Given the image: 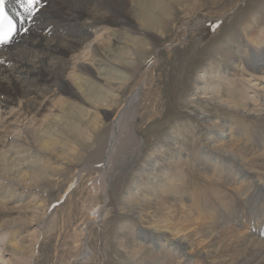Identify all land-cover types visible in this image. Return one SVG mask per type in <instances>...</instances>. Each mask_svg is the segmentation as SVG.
I'll list each match as a JSON object with an SVG mask.
<instances>
[{
  "label": "bare ground",
  "instance_id": "obj_1",
  "mask_svg": "<svg viewBox=\"0 0 264 264\" xmlns=\"http://www.w3.org/2000/svg\"><path fill=\"white\" fill-rule=\"evenodd\" d=\"M13 6V0H9L8 7ZM37 7L39 12L23 24L29 31L18 32L9 45L0 47V109H7L21 98L23 106L16 110V113L12 111V117L15 121H20L21 118V121L26 120L33 124V142L39 153L31 158L27 152L24 153L27 150L20 149L19 146L7 147L5 140L0 142V146H5L0 151V176H3V179H0V216L8 217V220L0 224V230H11L6 247L0 246V263L31 262L34 246L38 242L36 232L33 230L29 238L20 235L17 239L15 236L16 233L20 234L24 226H34L37 219L43 218L40 215L44 206L43 199L40 198V203L36 204L38 201L30 199L29 192L33 186L42 187L45 182L48 183L55 177L56 174L48 170L53 168V155L58 158L62 156L67 163L75 159L71 153L81 148L78 145L85 137L82 134L83 127L98 130L110 116L113 106L119 105L120 95L116 96L113 92L117 84L113 80L124 79L116 88L117 92L131 82L132 76L140 70V63L130 58L128 47H138L142 61L150 52V45L159 40L152 32L160 31L164 34L169 25L168 20L161 18L159 14L167 15L163 8H170L169 3L164 0H40ZM101 26L105 27L104 31L100 35H94V29ZM247 40L248 44L254 45L257 55L264 53V27L251 34ZM113 42L118 44L113 45ZM84 44L86 46L82 50ZM240 49L241 46H238V50ZM87 54L90 62H86ZM255 55L252 54L249 58L247 53L241 56V59L244 62L247 58L252 61ZM235 57L232 58L233 63H228L223 70L224 75H219L222 77H219L220 81L233 80L234 75L230 73L233 68L238 64L243 67V61L237 63ZM261 57L252 61V68L255 69L248 75H255L262 81L264 56ZM207 73L208 71L205 72ZM205 74L203 80L199 81L200 88L213 86L212 89L216 93L209 96L208 93L201 92L200 98L208 97L216 104V108H228L243 118L247 117V120L256 117L264 121V107H261V101L257 103L259 100L255 102L254 99H246L242 94L240 97L235 92L224 95L221 84L210 85L207 83L208 75ZM253 85H259L260 90L264 89V84L254 82ZM136 91L133 89V95L127 98L125 104L123 103L125 106L123 105L111 120L112 131L107 139L106 152L103 154L101 150V146L105 144L103 141L100 146L97 145L95 151L91 149L96 157L113 159L116 147L120 145L118 149H121L135 141L136 135L130 121L133 107H129L138 93ZM109 97V101H112L110 105L107 103ZM208 121L210 122L205 119L199 122L195 138L192 142H187L184 145L186 147L175 144L177 151H173L171 162L183 170L188 163L195 162L193 157H198V160L202 158L201 161L204 157L202 164L206 166L211 159L217 169L211 168V171L206 172V168L198 167V164L193 162V170L200 169L199 175L204 176L208 182L217 184V203L212 204L211 211L208 212L201 211L199 207L195 210L182 200L178 205L173 201L163 205L167 206L165 220L168 223L165 226L161 225L162 223L160 226H153L155 231L165 234L158 235L156 241L162 246L168 244L173 250H179V264H253L258 257L260 259L256 260V264H264V152H249L248 147L241 143V140L238 141L239 139L232 138L234 142H224L223 137L232 133L233 126L221 123L218 119ZM222 125L226 129L220 131ZM252 140L253 144L256 142L264 145L262 139L258 142ZM207 145L211 150H215L212 158L207 154V150L203 152V147L205 149ZM29 148L30 146L27 149ZM68 148L71 153L64 151ZM200 153L202 156H199ZM250 154L252 158H249ZM37 157L46 160L39 164L40 161L35 159ZM235 160L247 163V171L238 170ZM159 176L161 178L153 176L157 178L154 183L160 180L162 185L164 180L170 179L168 169L163 170ZM110 177L112 179L113 176ZM27 180H32L33 183L28 185ZM112 182L115 185L117 181L114 179ZM258 194H263V197L258 198ZM214 197L215 194L210 196L209 200ZM102 211L101 206H98L96 212ZM11 212H18L19 215L10 218ZM135 226V223L131 225L133 232ZM210 242L216 243L217 246L210 248ZM184 248L194 253L193 255L196 254L198 258H186ZM6 252L13 255V258L7 259L3 255ZM81 255V258L85 257L83 252Z\"/></svg>",
  "mask_w": 264,
  "mask_h": 264
},
{
  "label": "rangeland",
  "instance_id": "obj_2",
  "mask_svg": "<svg viewBox=\"0 0 264 264\" xmlns=\"http://www.w3.org/2000/svg\"><path fill=\"white\" fill-rule=\"evenodd\" d=\"M164 1L170 6L163 8L167 15L155 11L161 18L168 20V29L164 34L160 31L152 32L159 40L150 45L152 48L142 61L139 58V48L130 45L129 56L140 63V70L132 76L131 82L117 92L116 88L124 79L113 80L117 83L113 92L116 96L120 95L119 105L113 106L110 116L98 130L83 127L82 134L85 137L78 142V147L81 148L72 153L69 148L64 149L75 159L67 163L62 156L58 158L53 155V168L48 169L56 174L52 181L48 179L49 182H45L42 187L32 185L30 199L34 198L36 202L40 198L43 199L44 206L40 210L43 218L37 219L34 226H24L20 234H15L19 239L20 235L29 238L32 232H36L38 242L34 246V255L29 264H179V250H173L168 244L160 245V242L156 241L157 237L165 234L158 233L153 226H160L161 223L165 226L168 223L165 220L167 206H164L171 201L178 205L182 200L195 210L199 207L201 211L208 212L212 204L217 203L218 190L215 182H208L204 176L199 175L200 169L193 170L194 161H189L183 170L179 166L175 167L171 159L173 151H177V144L184 146L187 142H192L200 121L206 119L210 122L208 120L218 119L221 123L233 126L232 133L223 137L224 142L231 143L234 142L232 138L239 139L238 141L241 140L240 142L248 147L249 152H264V145L256 142L253 144L252 140L258 142L262 139L263 143L264 121L256 117L247 120V117L243 118L228 108H216L213 100L208 97L200 98L201 92H206L209 96L214 95L216 92L213 91V86L201 89L199 82L208 71L205 74L208 75L207 83L221 84L224 95L228 96L233 92L239 96L242 94L246 99H254L255 102L259 100L257 103L261 101V107H264V89L260 90L259 85H253L254 82L262 85L264 80H259L255 75H248L255 69L252 68V61L260 59L264 53L257 55L254 45L248 44L247 40L251 34L264 27V0ZM104 29L102 26L94 29V35H100ZM149 31L151 32L150 29ZM114 44L118 43L113 42ZM85 46L84 44L81 49ZM238 46H241L242 51L238 50ZM244 50L246 51L243 53ZM247 53L249 58L252 54L256 55L252 57V61L247 58L244 62L241 56ZM233 57L238 60L237 63L243 61V67L234 64L236 66L230 72L234 75L233 80L221 79V83L222 77L219 75H224L223 70L228 63H233ZM88 58L89 56L86 62H90ZM104 66L106 65H102ZM133 89L139 93H136L133 105L129 107H133L130 121L136 135L135 141L125 147L121 146L123 150L118 149L120 145L116 147L113 159L96 157L91 149L95 151L97 145L100 146L103 141L105 144L101 146V150L103 154L106 152L107 139L112 131L111 120L120 112L127 98L133 95ZM109 100L110 97L107 99L110 105L112 101ZM22 102L20 98L7 109L2 107L0 142L5 140L7 147L19 146L20 149L27 150L24 153L27 152L32 158L39 155L33 142V124L26 120L21 121V118L16 122L12 117V111L16 113V110L23 106ZM222 126L220 131L226 129ZM29 146L31 149H27ZM3 147L5 146H0V151ZM204 150H207L211 158L215 154V150H211L208 145L205 149L203 147V152ZM200 154L199 156H202V153ZM250 155L249 158H252ZM193 158L196 159L194 163L198 164V167L206 168V172L216 168L211 159L206 166L202 164L204 157L203 161L202 158ZM35 159L40 161L39 164L46 160H40L38 157ZM234 163L237 164L238 170L245 172L247 163L240 160H235ZM166 169L170 179L164 180L162 185L160 180L154 183ZM111 175L112 179L117 181L115 185ZM154 175H157V178H153ZM0 179H3V176H0ZM32 180H27L28 185L33 183ZM214 194L215 197L210 201V196ZM262 195L258 194L257 197L261 198ZM39 203L40 201L36 204ZM239 203L242 204L240 201ZM98 206L103 210L100 213L96 212ZM18 215V212H11L10 218ZM7 218L0 216V224L8 220ZM134 223L136 232L131 229ZM262 229L264 230V227ZM10 231L9 228L0 230L1 247L5 248L8 244ZM211 243L208 244L211 245L210 248L217 246L216 243ZM82 252L84 258H81ZM184 253L188 259L198 258L186 248ZM3 255L7 259L13 258L8 252ZM259 259L258 257L256 260ZM256 260L253 264L257 263ZM0 264H8V261Z\"/></svg>",
  "mask_w": 264,
  "mask_h": 264
},
{
  "label": "snow or ice",
  "instance_id": "obj_3",
  "mask_svg": "<svg viewBox=\"0 0 264 264\" xmlns=\"http://www.w3.org/2000/svg\"><path fill=\"white\" fill-rule=\"evenodd\" d=\"M8 4L9 0H0V47L9 45L18 32L27 33L23 24L40 10V0H13L11 8Z\"/></svg>",
  "mask_w": 264,
  "mask_h": 264
}]
</instances>
